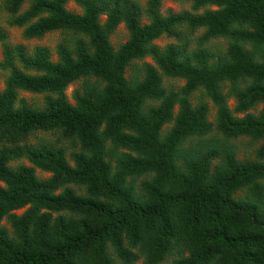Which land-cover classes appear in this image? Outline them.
I'll return each instance as SVG.
<instances>
[{
  "label": "trees",
  "instance_id": "16d2710c",
  "mask_svg": "<svg viewBox=\"0 0 264 264\" xmlns=\"http://www.w3.org/2000/svg\"><path fill=\"white\" fill-rule=\"evenodd\" d=\"M68 1H5L9 26L25 27V38L70 37L53 62L48 48L11 47L0 29V264H164L176 252L170 238L190 251L173 264H264V164L239 163L234 145L207 139L208 108L187 99L208 91L226 140L264 137V111L234 119L222 92L231 82L238 112L264 104V0H178L195 13L217 9L167 17L162 0H147L144 10L134 0H75L81 16L66 10ZM121 24L129 39L116 49L110 37ZM185 28L204 30L197 48L155 44L181 41ZM213 39L227 48L214 53ZM148 57L156 66L139 64ZM130 67L136 76L127 78ZM163 75L185 80V95L166 89ZM80 80L84 92L72 105L66 91ZM40 133L57 142L29 144ZM257 154L264 160V146ZM20 159L33 167L11 165ZM36 168L52 177L38 178Z\"/></svg>",
  "mask_w": 264,
  "mask_h": 264
},
{
  "label": "rangeland",
  "instance_id": "374dc122",
  "mask_svg": "<svg viewBox=\"0 0 264 264\" xmlns=\"http://www.w3.org/2000/svg\"><path fill=\"white\" fill-rule=\"evenodd\" d=\"M5 1L6 0H0V29H2L3 31L7 33L10 46L11 47L24 46L30 52H32L36 47L48 48L51 53L52 61L57 62L59 60L57 48L67 36L70 37V34L65 36L61 32L55 31V32L47 34L43 39L25 38L24 37L25 27L21 28V27L9 26L8 16L10 14H8V12L6 11ZM134 1L143 10L146 8L147 0H134ZM65 7H66V10L70 13H74L79 16L83 15V9L75 2V0H69ZM21 9H22V12L28 11L29 3H25ZM209 9L216 10L217 7H203L197 13H195L193 10V4L191 2H182L178 0H162L161 6H160V12L163 17H167L170 13L180 14L184 11L189 12V13L202 14ZM48 15L49 13H44L45 17H47ZM106 19L107 17L103 16L101 18V24H103L106 21ZM142 24L143 25L149 24V19L144 16L142 20ZM182 31L184 32V34L181 37L182 38L181 41L175 38L163 37L161 39L156 40L155 44L158 45L161 49H164L170 44H178V43L180 44L182 42H185V43L189 42L190 43L189 47L191 49L197 48L196 40L197 38L203 35L204 30L202 29L196 32H192L191 30H188L185 28ZM128 39H129V33L126 29V26L125 24H121L117 28L116 32L110 37V42L116 49H118L119 46L125 44L128 41ZM227 46H228L227 40H224V39L214 40L213 39L209 43L208 48L211 49L214 53H216V52H220V50L226 49ZM3 62H4L3 48L0 44V64ZM143 63H148L153 66H156L151 57H148L144 61L139 62L140 65H142ZM134 75L135 73L133 72L131 67L128 68L127 73H126L127 78H130ZM5 79H6V73L0 68V89L1 90H4L5 88ZM83 83L84 81L80 80L72 84L66 91V96L68 97L69 102L72 105H75L74 96L76 94V91H80V93L84 92ZM163 84L166 89L173 90V92L182 93V95H185L182 91V89L186 86L185 80L167 78L166 76L163 75ZM231 86H232L231 82H225V84L222 86V92L228 96L227 108L230 111L232 118L241 120V119H244L248 115L255 117L257 120L261 118V115L264 111L263 103H258L255 107L250 108L246 111H242V112L237 111V100L235 97L230 95ZM19 97L24 98L29 104H36L38 106H41L45 100L44 95H34V94L27 93V92H20ZM187 99H188V104H190V107L193 109H196L202 103L207 106L208 110H207L206 120L211 125V130H212L210 134H208L207 139L219 137L222 139V141H225V143L234 145L236 147L235 159L239 163H246V162L256 163L257 161L261 164H264V160H261V159L259 160L258 154H257V150H259L260 148L264 146V137L256 140L248 136H240L237 139L232 138L231 140H226L224 136L219 132L218 124H217L218 108L212 101L210 95L208 94V91L204 88H199L195 92L190 94L189 97H187ZM178 111H179V107L176 106L174 110L173 118H176ZM171 127H172V124L166 125L162 127V130L163 132H166ZM55 138L56 137L51 134L43 135L40 133L36 137L32 138L29 144L38 145V144H42L43 141L54 143V142H57ZM58 146L68 147V144L66 142H59ZM66 153H67V159L70 160V149H68ZM219 160L222 161V158L220 157L219 159L218 158L214 159L212 162V165H216L219 162ZM11 165L13 167L14 166L16 167L17 165L33 167V165L27 159L17 160ZM71 165H73V163H71ZM36 175L38 178L42 180L50 179L52 177V173L44 172L40 170L39 168H36ZM245 195H246L245 191H242L238 193L237 197H245ZM28 208L29 207H26L24 209L16 211L15 213L21 216L22 214L26 212ZM2 226L6 227L10 231V226L7 224V220L2 221ZM170 239L174 244L172 251L173 252L176 251V252H174L175 255L170 256L169 259L164 264H173L172 262L175 259H178V257L185 258L186 256H189L190 254V251L186 249L185 246H182L181 244L178 245L179 251H177L176 246H175L176 240L172 238ZM111 251H112L111 253L113 257L116 258V255L114 254L112 249ZM143 260H144V257H142L139 261H137L134 264H143L144 262Z\"/></svg>",
  "mask_w": 264,
  "mask_h": 264
}]
</instances>
